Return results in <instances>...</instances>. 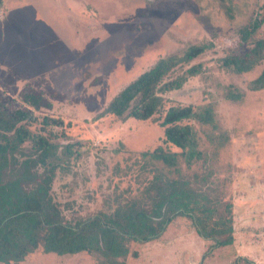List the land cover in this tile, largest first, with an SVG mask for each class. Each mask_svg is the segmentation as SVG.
Wrapping results in <instances>:
<instances>
[{"label": "rangeland", "instance_id": "obj_1", "mask_svg": "<svg viewBox=\"0 0 264 264\" xmlns=\"http://www.w3.org/2000/svg\"><path fill=\"white\" fill-rule=\"evenodd\" d=\"M1 1L0 95L18 106L22 91L36 92L45 104L36 116L68 123L56 141L61 166L51 196L70 226L139 198L154 170L179 177L141 156L162 144L163 114L153 121L96 116L159 59L211 44L189 64L200 63L202 72L164 95L163 109L211 104L217 128L184 122L193 126L201 156L190 165L178 157V168L197 189L225 191L233 204L234 242L203 259L213 242L197 234L190 218L177 217L158 239L130 243L137 256L125 264H264V89H246L264 60L245 74L227 73L219 62L237 48V30L264 16V0ZM234 90L243 94L239 101L226 98ZM67 143L73 144L69 153ZM19 264L97 263L39 248Z\"/></svg>", "mask_w": 264, "mask_h": 264}, {"label": "trees", "instance_id": "obj_2", "mask_svg": "<svg viewBox=\"0 0 264 264\" xmlns=\"http://www.w3.org/2000/svg\"><path fill=\"white\" fill-rule=\"evenodd\" d=\"M0 0V4H1ZM264 16L253 19L237 30L236 49L227 50L219 60L227 73L251 72L264 60ZM211 44H195L181 56L159 59L148 71L125 86L96 116L113 115L121 121L154 120L162 115L161 145L141 156L179 175L171 179L162 171H152L141 196L118 204L110 214L98 213L70 226L52 199L51 185L61 166L56 142L65 136L62 118L36 116L44 107L41 95L33 91L20 93L21 105L3 102L0 95V264H19L39 248L57 257L84 254L97 264H125L128 256L136 258L129 244L158 239L177 217L193 221L197 234L215 247L234 242L233 204L219 188L197 189L180 176L178 157L187 165L197 161L201 152L192 125L217 128L211 104L174 105L164 110L165 96L180 89L190 78L202 72L200 63L189 65L209 49ZM188 67L171 77L178 68ZM247 91L264 89V69L246 86ZM243 94L230 91L226 98L239 101ZM59 130L60 132H58ZM73 144L67 143L65 152ZM174 146L180 152L167 147Z\"/></svg>", "mask_w": 264, "mask_h": 264}]
</instances>
